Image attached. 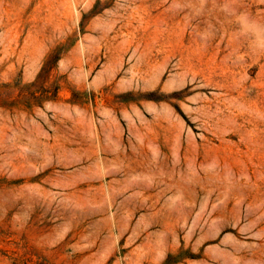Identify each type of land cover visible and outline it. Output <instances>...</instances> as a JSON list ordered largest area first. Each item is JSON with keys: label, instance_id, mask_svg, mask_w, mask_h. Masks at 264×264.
Returning a JSON list of instances; mask_svg holds the SVG:
<instances>
[{"label": "rangeland", "instance_id": "rangeland-1", "mask_svg": "<svg viewBox=\"0 0 264 264\" xmlns=\"http://www.w3.org/2000/svg\"><path fill=\"white\" fill-rule=\"evenodd\" d=\"M0 264H264V0H0Z\"/></svg>", "mask_w": 264, "mask_h": 264}]
</instances>
